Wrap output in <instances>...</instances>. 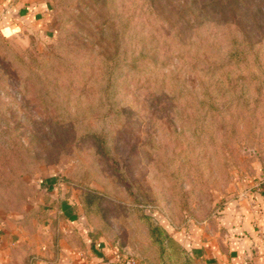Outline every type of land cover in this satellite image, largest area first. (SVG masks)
<instances>
[{
    "label": "rangeland",
    "instance_id": "rangeland-1",
    "mask_svg": "<svg viewBox=\"0 0 264 264\" xmlns=\"http://www.w3.org/2000/svg\"><path fill=\"white\" fill-rule=\"evenodd\" d=\"M31 1L0 0V223L62 207L136 264H255L264 0Z\"/></svg>",
    "mask_w": 264,
    "mask_h": 264
},
{
    "label": "crops",
    "instance_id": "crops-1",
    "mask_svg": "<svg viewBox=\"0 0 264 264\" xmlns=\"http://www.w3.org/2000/svg\"><path fill=\"white\" fill-rule=\"evenodd\" d=\"M36 3L35 0L31 1V5ZM15 5L17 11L18 5L21 4ZM31 5L25 4V8L28 9ZM254 196L257 212L252 213L249 207L244 205L238 212V218L243 220L242 228H246L249 235L244 233L245 238H241L244 242L241 249L244 256L249 257L250 248H254L261 254L254 258V263L264 264V194L255 193ZM58 213L62 214V217L58 216L57 227H50L52 222L47 218L29 233L26 232L27 228L20 225L10 223L7 226L0 223V264H117L116 253L99 240L91 241L88 233L78 226L76 216L72 212L61 207ZM56 214L54 212L53 216ZM253 217L259 223L263 239L257 235L251 224ZM248 263L249 261L246 262Z\"/></svg>",
    "mask_w": 264,
    "mask_h": 264
},
{
    "label": "built area",
    "instance_id": "built-area-1",
    "mask_svg": "<svg viewBox=\"0 0 264 264\" xmlns=\"http://www.w3.org/2000/svg\"><path fill=\"white\" fill-rule=\"evenodd\" d=\"M119 260L118 264H136V261L134 259L128 258V257H118L117 261Z\"/></svg>",
    "mask_w": 264,
    "mask_h": 264
},
{
    "label": "trees",
    "instance_id": "trees-1",
    "mask_svg": "<svg viewBox=\"0 0 264 264\" xmlns=\"http://www.w3.org/2000/svg\"><path fill=\"white\" fill-rule=\"evenodd\" d=\"M90 234V232L88 231V235ZM90 238H91V241H93L94 239H93V237H91L90 236ZM118 262H119V260L116 262L117 264H118ZM120 263V262H119Z\"/></svg>",
    "mask_w": 264,
    "mask_h": 264
}]
</instances>
